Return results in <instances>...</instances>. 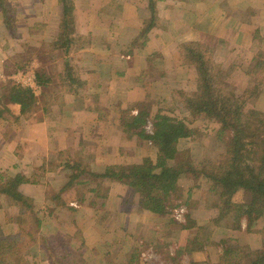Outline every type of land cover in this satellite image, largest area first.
Listing matches in <instances>:
<instances>
[{"label":"crops","instance_id":"obj_1","mask_svg":"<svg viewBox=\"0 0 264 264\" xmlns=\"http://www.w3.org/2000/svg\"><path fill=\"white\" fill-rule=\"evenodd\" d=\"M54 7L51 4L46 15L55 26L58 21L48 16ZM156 7L160 24L150 29L143 45L135 46L142 22L150 16L146 0H76L79 33L91 37L90 45L74 56V71L87 85L82 98L84 107L74 105L73 95H64L56 108L42 113L37 122L21 126L10 124V132L2 131L0 124V178L22 174L26 178L22 184L24 194L33 198L36 205L54 206L51 220L54 228L59 227L66 233L76 229L73 213L76 207L87 204L88 198L119 199L122 211L108 217L120 216L114 230L119 236L122 234L124 240H119L118 245L115 241L103 244L106 248L98 251L96 264H191V261L196 264L201 259L196 258L202 254L188 256L186 241L176 245V254L170 245L168 250L157 253L158 243L146 239L153 240L160 235L162 217L138 207L125 209L123 198L131 194L130 188L110 178L102 179V184L113 185L99 192L80 184L65 189L66 170L58 162V172L52 169L56 166V155L79 157L97 172H103L108 165L140 163L143 145L139 137L131 134L128 119L144 110L141 106L144 101H150L148 97L161 95L163 87L164 91L168 89V96L173 89L187 90L184 83L191 84L189 79L194 71L179 58L182 42L196 41L211 48L215 61L240 88L252 83V73L246 74L253 70V65L259 59L264 62V58L258 56L264 48V0H160ZM2 42L0 69H18L17 61L11 58L14 50L11 47L15 43L7 39ZM8 55L10 59L4 60ZM256 105L264 111V84ZM51 191L54 195L48 196ZM65 199L67 206L62 205ZM58 211L66 215L65 219L58 218ZM130 214H139L138 218L144 220L132 222L127 219ZM209 215L204 214L203 219ZM140 225L146 228L144 233H140ZM193 229L195 227L182 230ZM113 246L120 248L115 256ZM33 248L31 253L37 254V247Z\"/></svg>","mask_w":264,"mask_h":264},{"label":"trees","instance_id":"obj_2","mask_svg":"<svg viewBox=\"0 0 264 264\" xmlns=\"http://www.w3.org/2000/svg\"><path fill=\"white\" fill-rule=\"evenodd\" d=\"M158 1L160 0H147L150 16L143 20L135 46L143 45L150 29L160 24L156 7ZM56 4L59 29L49 42V52L52 59H58L62 64L61 70L56 74L62 94L59 98H52L57 100L64 95H73L74 105L84 107L82 98L86 82L76 75L71 61L75 51L90 45L91 37L89 34L79 33L74 14V0H56ZM0 11L5 31L11 25L13 12L8 8L7 0H0ZM178 52L183 63L195 66L199 82L195 91L188 93L182 89H174L170 95L174 101H179L181 108L191 116L201 115L203 125H217L216 138L225 144L222 158L211 166L197 168L189 149H179L177 143L183 138H195L199 128L190 127L182 117L170 114L168 110L162 114V109H159L153 117L152 132L149 133L144 128L147 113L142 110L127 124L131 134L147 143L151 142L156 149L155 153L147 152L138 164L108 165L103 172L87 167L85 161L79 157H61L56 162L67 172L68 181L64 188L76 184L86 186L94 181L95 185L89 189L99 192L102 179L110 178L127 185L132 194H138L140 210L165 218L171 217L172 211L183 203L187 204V200H182V188L178 179L185 174H192L194 178L204 174L210 182L209 195L213 197L210 206L215 209V213L208 220L209 230L206 233L202 231L203 227L198 226L197 222L187 215V223L180 226L186 229L197 227V232L186 246V252L189 255L204 253L203 244L209 241L219 247L222 259L225 257V262L222 260L224 264H240L241 260L246 258L251 259L249 264H264V248H229L225 238H211L214 233L221 236L226 234V228L234 229L238 234L244 230L260 232L252 227L256 220L264 215V112L246 107L244 94L237 95L226 91L217 81L221 69L213 57L211 48L196 41H185L180 44ZM258 56L264 58V48H261ZM35 78L42 87V96L45 97L46 90L51 88L53 77L38 70ZM1 86L5 88L4 85ZM246 92L253 94L254 90ZM52 103L53 100L44 103L43 109L47 112ZM10 104L17 107L16 113L11 111ZM38 104L39 99L30 88L10 81L5 92L0 93V122H21L30 117ZM8 178L0 185V196L8 197L10 204L18 208V215L28 213L33 216L35 227L39 229L41 218L37 216L34 199L22 191L26 178L20 173L11 174ZM240 192L248 196L247 199L237 200L236 195ZM2 206L0 203V208ZM243 219L246 221L244 229L241 224ZM171 221L174 219L170 218ZM36 239L37 235L30 231L4 234L0 228V264H19L24 250L35 245ZM69 255L78 261H70ZM52 257L49 256L50 263L55 264ZM81 261L83 260L79 253L65 252L61 258V264H79Z\"/></svg>","mask_w":264,"mask_h":264},{"label":"rangeland","instance_id":"obj_3","mask_svg":"<svg viewBox=\"0 0 264 264\" xmlns=\"http://www.w3.org/2000/svg\"><path fill=\"white\" fill-rule=\"evenodd\" d=\"M8 1V8L13 10L12 12V21L11 25L7 30L4 31V24L0 17V46L4 43L2 40L4 39L7 42L15 43L11 49L13 50V54L11 56L12 59L17 61L18 69L11 68V69H0V93L5 92V88L7 85H10V81L18 83L15 81V75L18 73L25 72L30 70V73L36 74L38 70L45 71L49 75L53 77V82L51 84V88L46 90L47 95L45 97L42 96V87L37 83L39 86L37 89L32 91L37 98L39 99V104L31 113L30 117L27 119L18 122V124L13 122H0L2 125V131L10 132L12 130V125L21 126L25 124H32L37 122L42 117V113L46 111L43 109V104L47 103L51 100L54 101L52 105H50L49 110H51L56 106V104L61 100L57 99L54 100L53 98H58L62 94V89L59 85V81L56 77V74L61 70L62 64L58 61V59H52L51 53L49 52V42L56 36L58 29H59V14L57 11V4L56 0H7ZM74 0V6H75ZM147 2V0H146ZM53 5V13L55 10V15L53 13H49L48 16H54L55 21H58L55 26L54 22H52V18L48 19L46 12L50 8V5ZM1 12V11H0ZM74 14H75V7H74ZM1 16V15H0ZM76 16V14H75ZM50 22V24H49ZM78 25V24H77ZM44 34V37L43 35ZM12 37V38H10ZM25 44V47H18L17 44ZM86 48V47H85ZM18 49V50H17ZM84 49V48H82ZM80 49V50H82ZM80 50L74 52L75 54L78 53ZM2 58H4L2 56ZM6 59H10V56H6ZM29 61V62H28ZM72 69L74 70V57L71 61ZM219 63V62H218ZM11 64V63H10ZM23 64V65H22ZM220 64V63H219ZM22 65V66H20ZM255 65V66H254ZM253 65L251 71L247 72L246 75L250 74V77L253 78L250 82V85L245 86L244 88H240L237 84L234 85L233 82L229 80L228 71L222 69V65L220 64L221 72L217 75V81L223 85L226 91L231 93H235L237 95L244 94L246 97V107L256 108L262 112V109L257 107V101L260 94V91L264 84V62L262 59H259ZM193 72V77L190 78L191 84H185L183 86L186 88V92H192L197 89L199 77L197 76V70L194 65L190 64ZM13 67V66H12ZM195 83V84H194ZM20 84V83H19ZM1 85H4L3 88ZM25 87V86H24ZM179 87V86H178ZM87 85L84 87L83 94H86ZM164 87L160 89L161 95L159 94L150 98V101H144L142 103L143 111L147 113L146 123L144 128L146 130V126L148 123H153V117L159 109H162V114H165L166 111H170V114H174L179 118H183L186 122L189 123V126L192 128H199V131L196 134L195 138H183L180 139L177 143V147L179 149L188 148L190 152V156L193 160L194 165L197 168H201L203 166H211L219 161L221 156L225 152V144L224 142L218 140L216 138V127L215 123H205L203 125V118L201 115L191 116L188 112H185L184 109L181 108V104L179 101H174L171 95H167L168 89L164 91ZM174 90V89H173ZM183 90V89H182ZM247 90H254V93L251 92L247 93ZM172 91V90H171ZM53 92V94H52ZM246 92V93H245ZM53 97V98H52ZM141 105V104H140ZM9 108L12 112H17V107L15 105H9ZM56 108V107H55ZM142 111V110H141ZM138 114V112H137ZM13 118H11L12 121ZM131 119V118H130ZM128 119V121L130 120ZM0 125V127H1ZM141 141V145H143V149L140 154L144 155L147 152L155 153L156 149L153 147L151 142H145L144 139L139 138ZM146 145V147H145ZM51 153V154H55ZM50 156V155H49ZM153 156V155H152ZM61 158L59 154L55 157V162ZM56 166L52 169L58 172L57 162L55 163ZM52 175V174H51ZM10 175L7 178H0V185L2 182L8 180ZM108 181V180H107ZM112 181V180H111ZM178 183L182 188V195H183V202L187 200V204L183 203L180 206H183L185 211L183 214H176L175 210L172 211L171 217L166 216L165 218L160 220V235L155 236L153 240L146 239L149 242L155 241L158 243L156 252L161 254L165 249L169 247V245L173 248L174 254H176V245L182 244L183 242L185 245H189V242L194 239V236L197 232V227L191 231H183V227L180 225H184L187 223V215L190 219L197 218L196 221L198 226L203 227L202 231L207 232L208 228V220L212 218V214L215 213V209H213L210 204H212V199L209 195V187L210 182L204 176V174H200L198 178H194L192 174H185L178 179ZM122 184V183H121ZM95 182L92 181L89 185H80L84 186L85 189H89L91 186H94ZM112 186L110 182L101 183L102 188H106V186ZM125 185V184H123ZM127 186V185H126ZM131 193V188H130ZM190 193V194H189ZM189 194V195H188ZM54 195L53 191L48 195ZM54 197V196H52ZM248 196H245L242 192L236 195V199H247ZM124 199V208H128V210L136 209L138 206V194H128ZM87 204L85 203L81 207H76L75 212L73 213L74 217L73 220L76 225V229H69L70 233H66L64 230H60L59 227L54 228V224L51 222L54 216V206L53 205H36V210L40 218H41V225L38 228L35 227L33 222V216L25 213L23 215H18V208L12 206L7 196H0V203L3 205L0 208V228L4 234H11L16 233L21 230L25 232H32L33 234L37 235L35 245L31 246L37 247V254L31 253V247L24 250V255L19 264H51L49 260V256H53L55 264H61L62 255L65 252L71 253H79L80 258L83 260L79 264H96V256L99 253L98 251L105 250L106 246H102L103 244H111L112 242H116L118 245L119 240H124L122 238V234L120 236L116 234L114 227L116 226V219H120L118 216L115 220L111 218L109 214L114 212H121L118 202V198L112 199L110 196L109 198H105L102 196H96L95 198H88ZM91 203V204H89ZM128 203V204H127ZM63 206L66 205V199L64 200ZM74 205V203H72ZM123 208V207H122ZM179 208V207H178ZM66 209L64 213L66 214ZM200 209V210H199ZM60 210V209H59ZM142 211V210H141ZM204 211V212H201ZM131 212V211H128ZM210 212V215H209ZM64 214V215H65ZM204 214L206 216L209 215V218L203 219ZM58 218L65 219L64 215H60V211L57 213ZM131 215V216H130ZM127 219L133 220L132 222L140 221L142 222L144 219L139 217L138 215L130 214ZM181 217H178L180 216ZM66 217V215H65ZM170 218H173L174 221L170 222ZM202 218V219H200ZM69 219V218H68ZM106 219V220H105ZM193 220V219H192ZM196 220V219H195ZM64 220H62L63 222ZM150 222V219H147ZM104 222V223H103ZM127 223V222H126ZM242 229H244L246 225L245 219L241 221ZM127 225V224H126ZM141 227L138 226V229ZM253 230H259L260 232H241L238 234V231H234V229L226 228V234L222 235L219 233H214L213 236L211 234V238L219 240L220 237L226 239L227 247L229 248H237V247H244L245 249H259L264 248V215L259 217L256 222L254 223ZM58 230L57 232H55ZM72 230H77L73 233ZM140 233H144L146 228L141 227ZM183 231V232H181ZM118 235V236H117ZM237 236V237H236ZM172 237V238H171ZM152 239V238H151ZM156 239V240H155ZM83 241V242H82ZM188 242V243H187ZM119 248V247H118ZM116 246H113V255L115 256L116 253L119 252L120 248L118 249ZM204 253H198V256L202 254V257H197L200 261L196 264H224L225 257L222 259L221 251L216 244H211L209 241H205L203 244ZM117 249V251H116ZM168 250V249H167ZM116 251V252H115ZM131 253V252H130ZM185 254L186 252H183ZM188 254V253H186ZM162 257L164 256L161 255ZM189 256V254H188ZM70 261L75 262V257L72 255L68 256ZM75 259V260H74ZM102 262L104 261L103 257L101 258ZM117 259V257H114ZM251 259L241 260L240 264H249ZM78 261V260H76ZM129 261H132L129 259ZM136 261V260H135ZM120 262V261H119ZM78 264V263H76ZM103 264V263H102ZM191 264H194L191 261Z\"/></svg>","mask_w":264,"mask_h":264},{"label":"built area","instance_id":"obj_4","mask_svg":"<svg viewBox=\"0 0 264 264\" xmlns=\"http://www.w3.org/2000/svg\"><path fill=\"white\" fill-rule=\"evenodd\" d=\"M14 77H15L14 79L16 82L20 83L22 86L30 88L32 91H34V89H37L39 87V86H37L35 75L30 73V70H27V71L19 73V74L17 73ZM146 131L149 133L152 132V124L151 123L147 124ZM184 211H185L184 207L180 206L179 208H177L175 210V213L176 214H183ZM178 217H181V215Z\"/></svg>","mask_w":264,"mask_h":264}]
</instances>
